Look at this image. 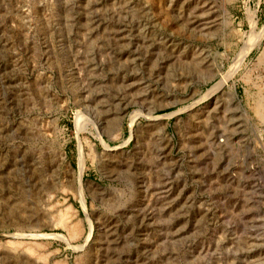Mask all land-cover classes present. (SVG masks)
Returning <instances> with one entry per match:
<instances>
[{"label": "rangeland", "instance_id": "rangeland-1", "mask_svg": "<svg viewBox=\"0 0 264 264\" xmlns=\"http://www.w3.org/2000/svg\"><path fill=\"white\" fill-rule=\"evenodd\" d=\"M263 26L264 0H0V264H264Z\"/></svg>", "mask_w": 264, "mask_h": 264}, {"label": "bare ground", "instance_id": "bare-ground-1", "mask_svg": "<svg viewBox=\"0 0 264 264\" xmlns=\"http://www.w3.org/2000/svg\"><path fill=\"white\" fill-rule=\"evenodd\" d=\"M227 1H230V0H227ZM247 9V8H246ZM250 12V11H249ZM252 16H253V14H252ZM263 28H264V26H263ZM253 31H255V30H253ZM258 31V30H257ZM258 34V33H257ZM249 35H250V33H249ZM262 36V35H261ZM255 37V36H254ZM246 39V38H245ZM260 41V40H259ZM247 46V45H246ZM240 47V46H239ZM242 48V47H241ZM249 48V47H248ZM238 51V50H237ZM240 53H241V51H240ZM243 53V52H242ZM243 55V54H242ZM237 57V56H236ZM242 58V57H241ZM228 77V76H227ZM226 79H228V78H226ZM223 83V82H222ZM220 85H222V84H220ZM220 85H218L217 84V87H219ZM216 90V87H214V89L212 88L209 92H207V94L205 95V96H211V95H213V93H215L214 91ZM217 91V90H216ZM88 122H89V120H88ZM77 123V122H76ZM79 128V127H78ZM81 175V174H80ZM58 223H61L62 224V226L65 228L66 227V224L64 223V220L61 218V216L59 215V217H58ZM57 225V224H56ZM29 228V227H28ZM29 229H31V228H29ZM72 232V231H71ZM34 235H37V234H32V236H31V234H30V237H31V239H33L34 238V240H35V238H36V236H34ZM59 236V235H58ZM53 237V236H52ZM30 239V240H31ZM14 243V242H13ZM37 247H39V245L38 244H31V243H23V242H16V243H14L13 244V251H19V249H21L22 251L24 250V251H26V252H24L23 251V253H28V254H30V255H34V256H36L37 257V260L39 261V259L41 260V256H40V254H38V253H35V250H34V248H37ZM20 252V251H19ZM18 252V253H19ZM17 254V253H16ZM22 254V253H21ZM18 255V254H17ZM20 255V254H19ZM24 255V254H23ZM22 255V256H23ZM26 256V255H25Z\"/></svg>", "mask_w": 264, "mask_h": 264}]
</instances>
